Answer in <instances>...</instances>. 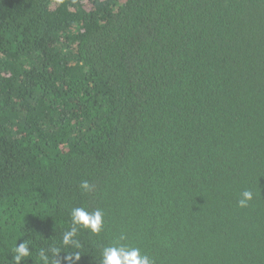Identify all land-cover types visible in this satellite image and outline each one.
Here are the masks:
<instances>
[{
	"label": "trees",
	"instance_id": "obj_1",
	"mask_svg": "<svg viewBox=\"0 0 264 264\" xmlns=\"http://www.w3.org/2000/svg\"><path fill=\"white\" fill-rule=\"evenodd\" d=\"M80 206L59 264H264V0H0V264Z\"/></svg>",
	"mask_w": 264,
	"mask_h": 264
},
{
	"label": "clouds",
	"instance_id": "obj_2",
	"mask_svg": "<svg viewBox=\"0 0 264 264\" xmlns=\"http://www.w3.org/2000/svg\"><path fill=\"white\" fill-rule=\"evenodd\" d=\"M82 193L93 191V185L88 181H82L79 185ZM254 199V192L245 189L238 200V207L246 208ZM71 227L63 233L61 247L52 246L47 251H40L42 264H59L58 256L62 248H80L79 240L76 239L81 230H87L90 235L99 236L104 227V213L101 209L88 210L86 207H73L70 211ZM126 237L121 235L115 242L104 246L100 251V264H155L153 258L142 252L138 246L122 243ZM50 252L51 256L47 253ZM68 264L80 259L79 251L64 252ZM31 255V249L26 241L16 243L11 250V264H22L26 257Z\"/></svg>",
	"mask_w": 264,
	"mask_h": 264
}]
</instances>
